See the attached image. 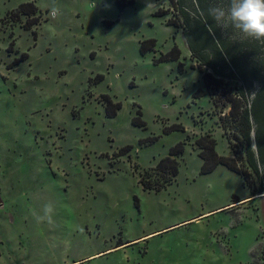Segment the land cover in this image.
I'll list each match as a JSON object with an SVG mask.
<instances>
[{"label":"rangeland","instance_id":"1","mask_svg":"<svg viewBox=\"0 0 264 264\" xmlns=\"http://www.w3.org/2000/svg\"><path fill=\"white\" fill-rule=\"evenodd\" d=\"M132 1L0 0V264H264V169L260 180L220 118L237 82L207 87L213 71L171 0ZM25 2L38 7L31 28ZM174 46L178 59L157 61ZM104 95L121 103L115 117ZM206 134L247 180L224 165L201 173ZM180 142L173 182L144 189Z\"/></svg>","mask_w":264,"mask_h":264},{"label":"trees","instance_id":"2","mask_svg":"<svg viewBox=\"0 0 264 264\" xmlns=\"http://www.w3.org/2000/svg\"><path fill=\"white\" fill-rule=\"evenodd\" d=\"M171 2L180 12L185 28L184 35L191 54L200 64L213 71L212 74H204L207 87L221 88L220 83L224 80L237 82L236 95L228 91L221 92L222 106L223 108L230 106V112L220 118L226 129L231 128L233 122H236V130L231 139H235L234 145V141L248 144L246 153L248 163L261 180V170L264 169V37L256 39L234 26L228 14L230 0H171ZM132 3V0H116L121 11ZM37 12L38 7L34 2L22 3L18 8L19 14L30 16L25 25L27 28L39 23ZM156 15H161L160 10L156 12ZM213 15H218L219 20H214ZM172 23L176 25V22ZM155 47L156 39L154 38L140 41L142 54L154 51ZM180 54L179 48L174 46L171 51L162 54L157 61L176 60ZM26 58L27 55L24 54L22 60ZM256 83L259 85L258 88L255 86ZM202 94L203 92L200 93ZM218 102L215 99L216 107ZM104 103L106 115L109 117H115L121 109V103L114 102L108 95H104ZM133 123L137 126L146 125L140 109ZM173 130H184V127L181 124H175L166 129V132ZM253 130L255 143L251 136ZM196 145L203 159L202 174L211 173L219 165H224L235 172L242 173L246 180L248 179L246 172L240 169L237 158L218 154L216 140L210 134L197 139ZM184 151V142L177 143L170 149L169 156L160 159L151 173L146 172L142 175L141 183L144 189L159 191L171 184L179 173L177 157Z\"/></svg>","mask_w":264,"mask_h":264},{"label":"clouds","instance_id":"3","mask_svg":"<svg viewBox=\"0 0 264 264\" xmlns=\"http://www.w3.org/2000/svg\"><path fill=\"white\" fill-rule=\"evenodd\" d=\"M228 14L234 26L244 33L256 39L264 37V0H230ZM219 18L213 15L214 20Z\"/></svg>","mask_w":264,"mask_h":264},{"label":"bare ground","instance_id":"4","mask_svg":"<svg viewBox=\"0 0 264 264\" xmlns=\"http://www.w3.org/2000/svg\"><path fill=\"white\" fill-rule=\"evenodd\" d=\"M257 196H255V198H256Z\"/></svg>","mask_w":264,"mask_h":264}]
</instances>
